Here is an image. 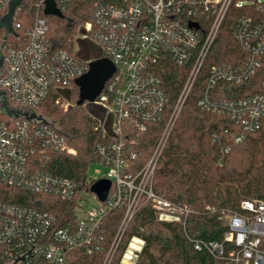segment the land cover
<instances>
[{
	"label": "built area",
	"instance_id": "2783aa9c",
	"mask_svg": "<svg viewBox=\"0 0 264 264\" xmlns=\"http://www.w3.org/2000/svg\"><path fill=\"white\" fill-rule=\"evenodd\" d=\"M11 1L0 0V19L9 12ZM47 1L24 0L15 11V34L0 36V91L6 93L10 108L37 115L31 120L14 118L0 109V264H137L144 240L134 236L123 250L122 246L143 205H149L159 221L184 228L192 213L188 206L157 194L154 177L173 127L228 17L235 22L232 36L246 58L237 65L211 64L198 106L233 123L232 128L210 135L223 156L251 134L264 132V78L261 91L245 97L227 98L223 88L248 82L264 70V0H98L81 34L73 39V52L50 38L49 18L44 13ZM50 1L62 14L73 2ZM24 6L31 11L26 23L17 18L25 12ZM84 40L100 48L101 58L113 62L115 73L93 102L104 115L89 114L98 137L89 167L99 165L106 171L95 180L88 169L81 182L48 169L53 153L77 156L78 152L69 145L60 123L45 117L39 108L52 95L64 111L73 106L62 92L72 90L94 61L79 56ZM167 57L186 69L187 76L150 158L138 167L136 160L142 152L132 136L145 133L148 125L164 117L169 97L157 69ZM101 179L111 183L104 201L91 191ZM6 188L51 195L75 206L69 218L61 219L38 202L3 200ZM90 192L98 203L84 214ZM241 209L227 216L223 242L205 247L224 256L225 264H264V201H243ZM117 210L123 216L109 236L105 221ZM226 244L231 249L226 250Z\"/></svg>",
	"mask_w": 264,
	"mask_h": 264
},
{
	"label": "trees",
	"instance_id": "16d2710c",
	"mask_svg": "<svg viewBox=\"0 0 264 264\" xmlns=\"http://www.w3.org/2000/svg\"><path fill=\"white\" fill-rule=\"evenodd\" d=\"M97 1L73 0L69 8L63 11V18L48 16L50 38L73 52L75 28L90 19ZM234 25L233 18L228 17L205 70L173 127L155 172V192L176 204L188 206L192 213L184 228L176 222L159 221L155 211L149 205H143L130 223L122 246L123 250L134 236L144 240L137 264H225L224 256L212 254L205 245L223 242L228 230L227 216L241 212L243 201H264V132L251 134L230 154L223 156L220 148L211 143L210 135L223 128H232L233 123L198 106L209 66L217 62L237 65L246 58V53L232 36ZM87 42L80 41V45ZM158 66L157 74L162 79L169 103L161 121L148 125L145 133L132 136L142 152V156L136 160L138 167L150 158L187 76V70L176 65L169 57ZM263 78L264 70H261L257 77L248 82L224 85L225 96L239 98L259 92ZM69 97L73 106L68 111L56 105V96L52 95L39 108V112L60 123L69 145L78 152L77 156L53 153L48 169L54 174L82 182L98 137L93 132L94 120L84 105L77 106L79 89L75 84ZM99 110L100 114H104L101 108ZM1 197L18 204L40 203L42 208L61 219L69 218L75 206L74 202H63L51 195L33 194L20 189L6 188ZM122 216L120 210L108 215L105 227L109 236L116 232ZM197 244L201 245L200 249L196 248ZM231 247L226 244L225 249ZM116 264L119 263L116 261Z\"/></svg>",
	"mask_w": 264,
	"mask_h": 264
},
{
	"label": "water",
	"instance_id": "95a60500",
	"mask_svg": "<svg viewBox=\"0 0 264 264\" xmlns=\"http://www.w3.org/2000/svg\"><path fill=\"white\" fill-rule=\"evenodd\" d=\"M24 0H12L9 6V12L0 19V31L5 30L6 36L9 34H15L13 29V20L15 11L18 7L22 6ZM44 13L47 16H56L63 18L64 15L56 7L55 2L47 1ZM5 36V38H6ZM3 56L0 54V66H2ZM115 73V65L108 58H97L89 65V70L78 77L75 80V85L79 89V99L77 106H83L86 102L93 103L97 97L102 93L106 82ZM0 109L8 117H25L29 120L37 117L35 113H29L20 109L10 108V104L7 100L6 93L0 91ZM102 117L104 114H100ZM40 117V116H39ZM111 183L108 180L101 179L92 185L91 191L97 195V197L104 201L110 191Z\"/></svg>",
	"mask_w": 264,
	"mask_h": 264
},
{
	"label": "rangeland",
	"instance_id": "374dc122",
	"mask_svg": "<svg viewBox=\"0 0 264 264\" xmlns=\"http://www.w3.org/2000/svg\"><path fill=\"white\" fill-rule=\"evenodd\" d=\"M22 9L25 12H23L21 14L18 13L17 18L21 22L26 23L27 21L31 20V11L29 10V7H27V6H24ZM82 28H83V24L82 23H80L79 25L76 26V28H75L76 29L75 37L81 34V29ZM4 35H5V30H2L0 32V36H4ZM79 49L80 50L82 49V51L79 54V56H82L85 59L96 60L97 58L102 56L100 48L96 44H93L91 42H87L86 44L80 45ZM71 91L72 90L70 89V90H64L62 92L63 98L65 100H69L70 101L69 94H71ZM84 107H85L86 111L88 112V114H91L92 116H95L97 118H99L101 116L100 115V110H99L100 108L98 106H96L95 104L90 103V102H86L84 104ZM105 171H106V168H104V167H101L99 165H92L91 167H89L88 175L92 179L97 180L98 176H100L103 173H105ZM96 203H98V200H97L96 196L90 192L88 203H86L84 205V212L83 213L85 214L86 212H88L89 209H90V205H95ZM114 264H116V261L114 262Z\"/></svg>",
	"mask_w": 264,
	"mask_h": 264
}]
</instances>
